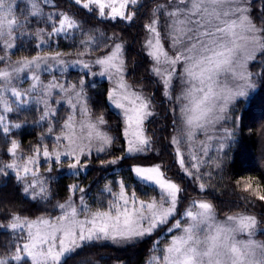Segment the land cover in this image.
Returning a JSON list of instances; mask_svg holds the SVG:
<instances>
[{
  "label": "snow or ice",
  "instance_id": "6c2138e0",
  "mask_svg": "<svg viewBox=\"0 0 264 264\" xmlns=\"http://www.w3.org/2000/svg\"><path fill=\"white\" fill-rule=\"evenodd\" d=\"M257 113L264 0H0V264H264Z\"/></svg>",
  "mask_w": 264,
  "mask_h": 264
},
{
  "label": "trees",
  "instance_id": "16d2710c",
  "mask_svg": "<svg viewBox=\"0 0 264 264\" xmlns=\"http://www.w3.org/2000/svg\"><path fill=\"white\" fill-rule=\"evenodd\" d=\"M259 99V98H258ZM252 126H254L257 130L259 129L262 122L259 119V113H257V119L254 121H249ZM31 137L28 136L26 139H24V143L27 144L30 141ZM256 137L253 136V140H255ZM249 163L246 165V168L248 171L252 172L255 175H260L264 169L260 167L259 164V149L258 146H250V153H249ZM10 192V188H0V193L8 194ZM227 196V192L225 193ZM92 256L94 259L97 260H103L106 261L109 258L107 257H102V256H97L95 255V250H92L91 252L86 251L82 254V259L85 261L88 260L89 256ZM116 255H119L121 259L125 260L128 262V264H136V261L141 257L142 255V250H133L129 249L128 251H123V250H118Z\"/></svg>",
  "mask_w": 264,
  "mask_h": 264
}]
</instances>
